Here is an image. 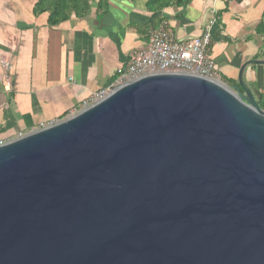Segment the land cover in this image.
<instances>
[{"label":"water","instance_id":"obj_1","mask_svg":"<svg viewBox=\"0 0 264 264\" xmlns=\"http://www.w3.org/2000/svg\"><path fill=\"white\" fill-rule=\"evenodd\" d=\"M158 73L0 144V264H264V110Z\"/></svg>","mask_w":264,"mask_h":264},{"label":"crops","instance_id":"obj_2","mask_svg":"<svg viewBox=\"0 0 264 264\" xmlns=\"http://www.w3.org/2000/svg\"><path fill=\"white\" fill-rule=\"evenodd\" d=\"M148 1L109 0L101 11L95 3L87 17L51 25L49 12L35 10L39 0H0V58L12 65L0 67V144L79 112L161 24L187 41L213 23L208 54L219 79L238 82L244 64L264 62V0H193L159 13ZM244 81L260 99L264 63L249 65Z\"/></svg>","mask_w":264,"mask_h":264},{"label":"built area","instance_id":"obj_3","mask_svg":"<svg viewBox=\"0 0 264 264\" xmlns=\"http://www.w3.org/2000/svg\"><path fill=\"white\" fill-rule=\"evenodd\" d=\"M212 25L213 23L207 26L201 36L182 41L177 39L165 24H161L152 32L148 46L135 51L127 67L118 72L117 79L107 88L94 94L89 102L84 103L82 109L106 98L114 88L151 74L190 73L218 79L216 64L208 54L213 38ZM0 67L8 72L12 70L11 63L1 58ZM5 89H11L9 81ZM44 127L46 126L42 128Z\"/></svg>","mask_w":264,"mask_h":264},{"label":"trees","instance_id":"obj_4","mask_svg":"<svg viewBox=\"0 0 264 264\" xmlns=\"http://www.w3.org/2000/svg\"><path fill=\"white\" fill-rule=\"evenodd\" d=\"M108 2L109 0H39L35 10L38 14L49 12V23L58 25L70 20L73 15L80 19L87 17L95 3L98 5V10L101 11L106 8ZM192 2L193 0H149L147 9L151 13H159L168 8L176 10L186 8ZM162 22L163 19L160 18V23ZM222 81L234 89L238 86L236 80L227 77H222ZM259 94L261 108L264 110V93L259 92Z\"/></svg>","mask_w":264,"mask_h":264},{"label":"rangeland","instance_id":"obj_5","mask_svg":"<svg viewBox=\"0 0 264 264\" xmlns=\"http://www.w3.org/2000/svg\"><path fill=\"white\" fill-rule=\"evenodd\" d=\"M219 79V78H218ZM222 81V79H220ZM82 110V109H81Z\"/></svg>","mask_w":264,"mask_h":264}]
</instances>
